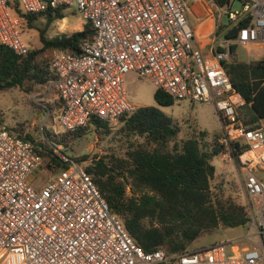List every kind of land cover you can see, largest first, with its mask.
I'll list each match as a JSON object with an SVG mask.
<instances>
[{"label": "built area", "instance_id": "1", "mask_svg": "<svg viewBox=\"0 0 264 264\" xmlns=\"http://www.w3.org/2000/svg\"><path fill=\"white\" fill-rule=\"evenodd\" d=\"M236 1L242 10L233 12ZM200 2L207 5L204 15L215 19L207 50L189 19ZM17 6L26 13L74 10L96 32L79 55L52 52L56 78L49 91L59 102L52 134L83 129L92 118L113 125L132 115L138 107L128 100L130 72L151 80L176 102L216 106L223 123L219 157L242 168L249 245L233 241L179 254L165 247L147 252L111 211L83 162L45 135L26 140L0 122V257L15 256L23 264H264V127L250 129L240 122L238 111L246 101L225 68L233 43L248 50L264 45V0H230L225 7L217 0H0V45L24 58L30 47ZM221 8L229 11L231 27L245 18L251 24L217 45ZM39 142L67 166L41 185L36 182L50 171L49 158L36 150ZM236 149L242 151L238 158Z\"/></svg>", "mask_w": 264, "mask_h": 264}, {"label": "trees", "instance_id": "2", "mask_svg": "<svg viewBox=\"0 0 264 264\" xmlns=\"http://www.w3.org/2000/svg\"><path fill=\"white\" fill-rule=\"evenodd\" d=\"M229 1L217 0L221 7ZM16 13L23 20L22 30L42 17H46L48 23L65 18L63 9L26 13L17 6ZM250 24V18H245L234 27L221 25L217 34L234 40ZM95 34L90 23L81 32L60 34L53 39H47L41 32L43 47L39 50L30 48L24 58L0 45V91L19 88L29 95L48 91L56 77L51 70V59L49 63L45 62L42 53L59 50L79 55L82 45ZM237 49L236 43L230 46L231 58L225 68L239 95L246 101L238 111V118L243 125L255 129L264 121V59L238 60ZM154 98L157 106L138 108L121 119L124 122L122 137L130 144L127 157L118 160L115 166L101 158L86 167L111 211L121 218L130 235L147 252L165 247L172 254L185 253L204 233L221 227H246L249 221L246 207L232 199L215 196L212 191V180L216 175L213 161L224 149L217 143L221 134L216 135L213 142L205 141L207 134L201 133L199 137L179 143L181 127L161 109L173 106L175 99L161 89H157ZM38 108L52 112L49 107L39 105ZM92 125L102 131L110 124L92 118L83 129L61 135L49 131L45 137L66 146ZM22 137L34 142L29 136ZM36 150L49 158L47 168L50 172L52 163L56 164L57 171L67 167L44 142L37 143ZM241 152L233 150L234 157L238 158ZM76 160L83 162L88 156ZM118 169L122 170L119 174Z\"/></svg>", "mask_w": 264, "mask_h": 264}, {"label": "rangeland", "instance_id": "3", "mask_svg": "<svg viewBox=\"0 0 264 264\" xmlns=\"http://www.w3.org/2000/svg\"><path fill=\"white\" fill-rule=\"evenodd\" d=\"M242 4L236 1L233 12L241 11ZM221 25H228L229 11L221 8ZM66 19L48 23L46 17L37 19L33 24L25 25L23 32L24 40L30 45L32 50H39L43 47L40 33L43 32L47 39H53L60 34H74L81 32L85 24L77 11L69 10L65 13ZM218 44L224 41V34L218 36ZM53 50H47L41 57L45 62L50 61ZM237 59L250 61L252 55L243 45H238L236 52ZM125 86L128 100L138 108L147 106H157L154 95L157 87L147 78H140L134 72H130L125 77ZM57 97L55 91H38L32 95L21 91L19 88H10L0 91V122H3L13 132L29 136L34 141L40 139L49 131H54L57 126L58 110ZM38 105V106H37ZM49 107L52 112H45L38 108ZM164 113L172 118L181 127L178 142L181 143L192 137H199L201 133H206L205 141L213 142L216 135L221 134L223 123L216 106L205 103H194L190 101H177L173 106L161 107ZM124 122L109 125L107 130L97 131L95 126H89L80 138H76L63 146V151L71 158H81L88 156V160L83 161V165L88 167L96 160L105 159L115 166L118 160L125 159L128 153L129 143L122 137L121 129ZM264 127V121L261 123ZM61 135V134H59ZM213 164L217 168V175L212 180V191L215 196L224 199H232L235 203L245 206L247 197L243 189L242 168L239 162L222 157L215 158ZM55 170V171H54ZM57 169L46 172L44 180H48ZM122 170L118 169L117 174ZM248 232L244 228H219L213 232L204 233L195 241L190 250L210 247L218 243L237 242L241 246L249 245L246 239ZM0 264H23L15 257L1 256Z\"/></svg>", "mask_w": 264, "mask_h": 264}, {"label": "crops", "instance_id": "4", "mask_svg": "<svg viewBox=\"0 0 264 264\" xmlns=\"http://www.w3.org/2000/svg\"><path fill=\"white\" fill-rule=\"evenodd\" d=\"M206 8H207L206 3L200 2L197 5H195L193 9V13L190 14L189 16L190 22L194 27L196 34L198 36L199 45L203 50H207L209 48V44H208L209 31L215 24V19L212 15H207V16L204 15ZM248 51L252 55V59L250 61L264 59V45L254 46ZM57 107L59 108L58 101H57ZM217 173L218 172L216 168V175ZM45 175L48 174H43L40 180L36 182L37 185H41L43 184L44 181H46L43 178Z\"/></svg>", "mask_w": 264, "mask_h": 264}]
</instances>
